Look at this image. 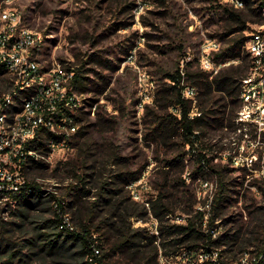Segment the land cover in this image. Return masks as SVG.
<instances>
[{"label": "rangeland", "instance_id": "obj_1", "mask_svg": "<svg viewBox=\"0 0 264 264\" xmlns=\"http://www.w3.org/2000/svg\"><path fill=\"white\" fill-rule=\"evenodd\" d=\"M247 4L238 10L247 28L236 34L237 39L264 31V12L259 14L255 10L253 0ZM0 5L16 8L22 26L41 34L39 60L77 70L85 79L84 90H75L80 120L71 150L49 153L23 171L25 183H33L42 194L30 195L21 203L0 194V261L5 258L3 248L7 242L19 249L26 238L55 231L53 220L57 214L63 227L79 229L81 216L100 193L107 201L97 203L92 228L99 218L113 214L115 205L132 207V201L142 204L153 200L157 189L164 185L169 190L167 202L172 212L164 216L163 225L185 223L186 215L181 209L190 208L193 214L211 192L209 187L201 189L200 181L217 182L210 171L199 167V154L204 155L209 166L224 170L227 196L215 229L218 233L244 232L232 245L233 253L223 255L237 257L255 250L254 246L261 247L264 179L255 170L232 166L230 159L245 148L241 156L255 154L259 161L264 160V133L258 135L253 123L237 120L239 103L229 106L221 94H214L205 109L204 123L195 128L198 139L192 149L181 144L173 119L169 135L162 139L154 141L148 130L156 89H164L168 84L166 73L176 68L180 72L201 71L199 58L206 42L216 41L219 49L227 45L228 37L224 34L230 21L223 8H234L222 0H15L11 4L0 0ZM240 54L245 57L242 62L230 60L220 68H232L235 78L240 69L242 75L251 77L250 58L245 49ZM182 82L186 84V75ZM198 91L195 88V95ZM185 93L184 90V97ZM169 112L177 115L170 108L161 113ZM196 112L195 107L190 115ZM99 114L112 115V123L101 121ZM253 168H258V163ZM138 171L139 178L123 187L124 177ZM121 185L123 190L119 189ZM182 189L188 190V197H181ZM196 195L200 196L199 201ZM131 224L156 235L158 222L149 213L143 221L132 219ZM254 226L260 236L246 237L245 230ZM172 238H161L164 245L159 247V253L179 254L178 244H173ZM249 241L252 246L247 244ZM139 244L141 250L148 249L145 241ZM30 252L22 248V255L10 264H42L39 256ZM168 261L180 264L176 256ZM104 263L129 264L118 253L111 254ZM157 264H161L160 260Z\"/></svg>", "mask_w": 264, "mask_h": 264}, {"label": "trees", "instance_id": "obj_2", "mask_svg": "<svg viewBox=\"0 0 264 264\" xmlns=\"http://www.w3.org/2000/svg\"><path fill=\"white\" fill-rule=\"evenodd\" d=\"M244 1L245 5H248V0ZM251 10L253 11V9ZM255 10H257L259 14L264 12V0L258 3ZM223 11L227 20L230 21V25L224 34V36L228 37V41L226 42L227 45L225 47L218 49L213 53L212 60L216 64H223L235 59H241L242 62L245 57H241L240 53L242 52L247 37L241 35V38L237 39L236 34H242L243 31L246 30V20L244 19L242 12L236 9H228L224 7ZM232 25L234 27H232ZM246 56H248V54ZM249 61L251 62V60ZM188 64L189 62L186 63V65ZM240 66L241 65H239L238 68H240ZM200 70L201 71L195 73H190L187 70L180 72L179 69L176 68L172 73H166L165 78L168 80L166 88L160 89L158 87L153 98L152 108L154 109L151 111L153 116L151 117L148 130L149 135L154 141H157V138L162 139V137L169 135L168 132L172 129L173 119L177 124L176 128L178 136L181 139V144L184 147L188 146L192 149L198 139V135L195 133V128L199 126V124L204 123L203 118L207 115L205 109L212 103L214 94H221L222 99L225 100L227 102L226 104H229V106H234L239 103V83L242 79L246 78V75L241 74V69L237 78H235V73L232 72V68H219L214 75L203 71L201 68ZM72 71V87L74 90L82 92L85 86V79L77 70ZM182 73H184L183 75H186V84L182 82ZM187 87H193L199 90L194 100L184 97L183 91ZM195 107L197 112L194 116H191L190 112ZM168 108L174 110L177 115L172 112H169L166 115L161 113L164 111L166 112V109ZM99 116L101 121L112 123V115L107 116L99 114ZM77 120H80L79 117ZM39 146L41 147L42 144L39 143ZM198 162L200 163L199 167L201 170L207 169L217 180L216 191L207 211L205 227H203V224L206 210L198 209L191 214L193 211L190 208L187 210L181 209L186 215L185 223L163 225L162 220L164 219V216L169 215L172 212L169 209V204L167 202V200H169V195L167 194L169 190L166 189L164 185L162 188L157 189L155 199L153 200H147L142 204L132 201V205H130L132 207L128 206L129 208L126 206L120 207L119 204L115 205L113 214L102 216L99 218V221L95 223V227L92 228L93 223L97 218L95 216V209L98 206L97 203L101 200L105 202L107 201L103 194L100 193L97 200L91 202L89 207H87V211L81 216L79 229L69 227L59 228L63 225L61 217L57 214L56 218L53 220L56 223L55 231L44 234L39 233L38 237L26 238L23 246L19 249H14L11 243L7 242V244H5L6 247L3 248L5 258H2L4 260L0 261V264H10L16 256L22 255V248L30 250L31 255L39 256L38 258L42 264H105V259L114 253H118L119 256H122V258L127 260L129 264H157L159 247H163L164 245L160 243V240L164 235L166 237L173 236L171 242L173 244H178L177 248L178 250L180 249L179 251L184 248L206 249V245L217 249L222 246H229L230 249L220 251V255L224 257L222 264H228L227 258L231 257L224 256L223 252H228L230 254L233 253L234 249L232 248V245L237 242L244 232L241 235L240 230L232 233L231 231L220 232L214 238L206 232V229L215 228V222L222 217L221 209L227 195L223 181L224 170L209 166L208 161H206L204 155L201 154L198 155ZM139 174L140 171L129 178L124 177L122 183L123 187L130 182L137 180L140 176ZM119 189L123 190L122 185ZM102 190L104 192L105 190L107 192L109 191V189L104 188H102ZM180 192L182 198L188 197V190L186 191L182 189ZM33 194L40 196L42 191H39V189L30 182L25 184L20 193H3L5 197L19 203L25 201ZM59 210H61V206H59ZM148 213L158 222L156 235L153 233L149 234L148 230L144 227H132V219H140L143 221ZM39 228L40 227L36 229ZM245 235L246 237H251V239H256L260 236V233L254 226L250 229L247 228L245 230ZM142 241L146 242L144 246L148 247L147 250L140 249L139 243ZM261 243L260 248L254 246L255 250H251L249 253L257 252L264 247V240H262ZM183 244L185 247H182ZM247 244L252 246L253 243L249 241ZM1 246L2 242L0 241V250H2ZM234 256L235 255H232V258Z\"/></svg>", "mask_w": 264, "mask_h": 264}, {"label": "built area", "instance_id": "obj_3", "mask_svg": "<svg viewBox=\"0 0 264 264\" xmlns=\"http://www.w3.org/2000/svg\"><path fill=\"white\" fill-rule=\"evenodd\" d=\"M13 1L3 0V3L11 4ZM222 1L236 10L245 7L244 0ZM260 1L253 0V3L258 5ZM41 42L39 32L22 26L21 15L16 8H2L0 5L1 195L20 193L26 184L23 171L49 153L64 154L71 150L73 136L78 132L77 110L80 111V104L72 87L73 71L57 62L39 60ZM204 48L199 58L203 71L215 74L220 66L229 63L216 64L212 60L213 53L219 49L216 41L206 42ZM243 49L251 60L252 75L241 81L237 120L253 123L260 135L264 133V31L251 33ZM258 71L262 73L253 80L252 76L254 78ZM184 90L185 96L194 100L195 88ZM243 149L239 156L231 157L232 166L255 170L264 179V160L259 161L255 154L241 156ZM256 163L258 168H253ZM206 187L211 192L204 205L196 209L206 210L204 227L217 185L206 179L200 181V188ZM196 199L199 201L200 196L196 195ZM206 232L212 238L218 234L215 228L206 229ZM205 248H184L176 255L159 253L157 261L171 264L168 258L171 260L176 256L180 264H222L224 257L220 255V249L207 245ZM227 261L228 264H264V247L257 252H244L227 258Z\"/></svg>", "mask_w": 264, "mask_h": 264}]
</instances>
